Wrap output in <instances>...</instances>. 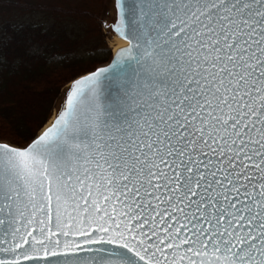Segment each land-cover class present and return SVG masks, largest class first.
<instances>
[{
  "label": "snow or ice",
  "instance_id": "6c2138e0",
  "mask_svg": "<svg viewBox=\"0 0 264 264\" xmlns=\"http://www.w3.org/2000/svg\"><path fill=\"white\" fill-rule=\"evenodd\" d=\"M97 2L127 43L0 142V264H264V0H22Z\"/></svg>",
  "mask_w": 264,
  "mask_h": 264
},
{
  "label": "trees",
  "instance_id": "16d2710c",
  "mask_svg": "<svg viewBox=\"0 0 264 264\" xmlns=\"http://www.w3.org/2000/svg\"><path fill=\"white\" fill-rule=\"evenodd\" d=\"M8 4L0 7V37H11L9 49L22 54L28 38L39 40L44 49L40 55L24 57L19 64L0 68V140L23 143L21 137L35 128L39 120H45L43 126L48 122L56 99L67 85L69 65L87 62L90 56L110 58L112 50L94 3L89 4L92 9L85 6L87 15L42 11L23 5L22 0H8ZM26 17L33 18L21 20ZM14 80L24 85L17 102L26 106L29 117L19 113V105L16 109L14 102H7L4 88L15 89ZM42 84L47 87L41 88ZM30 88L34 91L30 92ZM35 100L40 105L37 108Z\"/></svg>",
  "mask_w": 264,
  "mask_h": 264
},
{
  "label": "rangeland",
  "instance_id": "374dc122",
  "mask_svg": "<svg viewBox=\"0 0 264 264\" xmlns=\"http://www.w3.org/2000/svg\"><path fill=\"white\" fill-rule=\"evenodd\" d=\"M90 5H92V4H90ZM87 6V8L89 9V7H91V6ZM93 5H95V8H96V11L100 14V23H101V26H102V31H103V34L105 35V38H106V41H107V43H108V45H109V47L111 48V50L113 51V45H112V41L111 40H109V34L107 33V31H106V28H105V25L107 24V22H109L110 21V19H109V15H108V13H107V11H106V7H105V5H103V4H101V3H99V2H97V3H94ZM91 9H92V7H91ZM13 18V17H12ZM30 18H33V17H26V18H23V19H21V20H26V19H30ZM86 24H88V23H86ZM87 26V25H86ZM69 75V74H68ZM67 75V76H68ZM14 85H13V88H15V89H11V88H4L5 89V92L7 93V95H8V99H7V102H14V105H13V108H16L17 109V107H18V105H19V107L18 108H20V109H18V111H19V113L21 114V115H24L25 117H29V112L27 111V109H26V106L24 105V104H21L20 105V103L19 102H17L18 101V97H21V93H23L22 91H23V84H19V82L16 80H14ZM18 84V85H17ZM63 84V83H62ZM44 87H47V84H42L41 85V88H43L44 89ZM67 87V85H65L64 86V88L62 89V91H61V93H60V95H59V97L56 99V101H55V104H54V107H53V109H52V111H51V114H50V118H49V120H48V122L52 119V117L54 116V113H55V111L58 109V107H59V105H60V102H61V97H62V95H63V91H64V89ZM26 89V88H25ZM30 90H32V91H30V92H33L34 90L33 89H31L30 88ZM29 92V91H28ZM14 95V96H13ZM36 102H38V100H35L34 102H33V104H35L36 105V108L37 107H39L40 105L39 104H37ZM38 115H39V113H38ZM36 117H38V116H36ZM47 122V123H48ZM47 123L43 126V128L47 125ZM42 128V129H43ZM41 129V130H42ZM3 141H5V140H0V142H3Z\"/></svg>",
  "mask_w": 264,
  "mask_h": 264
},
{
  "label": "water",
  "instance_id": "95a60500",
  "mask_svg": "<svg viewBox=\"0 0 264 264\" xmlns=\"http://www.w3.org/2000/svg\"><path fill=\"white\" fill-rule=\"evenodd\" d=\"M109 23H111V20L109 21V22H107V24H109ZM105 28H106V31H107V33L109 34V40H111V41H113V40H115V39H120V40H122V41H124V42H126L127 43V41H125V40H123L121 37H119L117 34H115L114 32H110V30L106 27V25H105ZM114 50V49H113ZM118 50V49H117ZM116 50V51H117ZM116 51H113L112 52V55H114L115 54V52ZM62 99H63V95H62V97H61V101H62ZM60 104H61V102H60ZM60 106V105H59ZM58 110V109H57ZM57 110L55 111V113H54V117L56 116V114H57ZM53 117V118H54Z\"/></svg>",
  "mask_w": 264,
  "mask_h": 264
},
{
  "label": "bare ground",
  "instance_id": "6f19581e",
  "mask_svg": "<svg viewBox=\"0 0 264 264\" xmlns=\"http://www.w3.org/2000/svg\"><path fill=\"white\" fill-rule=\"evenodd\" d=\"M112 45H113V48H114L113 51H116L118 48L125 46L126 42H124V41H122L120 39H115V40L112 41ZM53 117H52V119L48 122V124L45 127H47V126H49L51 124V122L53 120Z\"/></svg>",
  "mask_w": 264,
  "mask_h": 264
}]
</instances>
